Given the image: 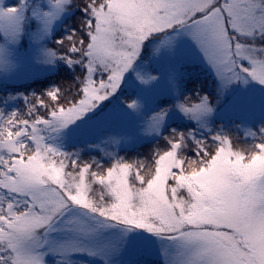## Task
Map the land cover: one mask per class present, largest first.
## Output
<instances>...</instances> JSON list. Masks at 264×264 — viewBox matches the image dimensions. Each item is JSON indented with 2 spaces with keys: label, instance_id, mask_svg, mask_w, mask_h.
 Returning a JSON list of instances; mask_svg holds the SVG:
<instances>
[{
  "label": "snow or ice",
  "instance_id": "obj_1",
  "mask_svg": "<svg viewBox=\"0 0 264 264\" xmlns=\"http://www.w3.org/2000/svg\"><path fill=\"white\" fill-rule=\"evenodd\" d=\"M32 0L0 7V68L15 67L11 45L39 21L33 38L43 41L52 21L76 0ZM86 18L55 48L42 45L39 62L63 60L83 71L68 88L54 85L24 95L23 109H0V264H62L87 252L110 264L126 249L153 242L177 250L170 264H264V113L248 145L215 131L207 138L172 129L148 163L113 156L110 166L83 160L48 143L49 133L82 122L121 91L125 77L149 84L135 63L146 40L180 30L195 41L217 76L216 103L196 93L148 118L146 131L160 134L171 107L207 128L208 119L234 85L264 91V0H82ZM28 12L30 15H25ZM246 61L247 63H244ZM74 89V90H73ZM14 99V97H9ZM137 109L135 100L125 101ZM210 131V129H209ZM191 140L194 155L185 151ZM95 185H99L97 189ZM74 234L49 248V233ZM92 240L95 247L86 242Z\"/></svg>",
  "mask_w": 264,
  "mask_h": 264
},
{
  "label": "rangeland",
  "instance_id": "obj_2",
  "mask_svg": "<svg viewBox=\"0 0 264 264\" xmlns=\"http://www.w3.org/2000/svg\"><path fill=\"white\" fill-rule=\"evenodd\" d=\"M43 10H51L48 0H32ZM19 0H0V7L18 5ZM25 15H30L26 12ZM67 15V10L59 13L51 25L49 33L43 41L33 38L39 21L31 19L26 26L27 34L18 42L11 45L12 61L15 67L5 71L0 68V84H19L55 71V61L52 63L39 62L42 59V45L51 39V35L59 27ZM264 44V40H257ZM244 63H247L244 61ZM135 70L142 75H156L158 79L145 85L136 79L135 72L125 77L122 89L115 96L105 100L99 109L89 113L82 121L49 133L48 143L54 144L61 151L73 147L85 151L107 153L114 151H131L154 141L163 140L172 129L177 131L191 130L193 135L207 138L215 131H224L236 137L237 144L248 145L252 137L247 136V130L255 131L264 113V91L254 83L244 85L237 83L229 93L232 103L221 101L217 110L208 119L207 128L199 126V122L189 119L177 108L171 107L164 118L160 134L146 131L148 118L160 111L176 105L184 97L196 99V93L209 97L210 103H216L217 76L212 66L205 60L195 41L180 30L168 36H160L146 40L135 63ZM0 102V109L15 110L12 105L14 99ZM135 100L137 109H130L125 101ZM4 103V105H3ZM210 129V131H209ZM191 140L185 149L188 155L191 151ZM121 158V157H119ZM93 160H96L92 157ZM98 161V160H97ZM100 162V161H99ZM97 189L99 185H95ZM76 238L62 228L49 233V245L54 248L70 239ZM89 248L95 247L92 240L86 242ZM177 250L174 246L161 243L153 237V242L139 250L126 249L119 255L110 257V264H170L171 258ZM46 264H56L55 253H48L44 257ZM71 264H104V260L97 256H90L87 252H77L68 258ZM67 264V260L62 261Z\"/></svg>",
  "mask_w": 264,
  "mask_h": 264
},
{
  "label": "trees",
  "instance_id": "obj_3",
  "mask_svg": "<svg viewBox=\"0 0 264 264\" xmlns=\"http://www.w3.org/2000/svg\"><path fill=\"white\" fill-rule=\"evenodd\" d=\"M82 9V0H76L75 4L67 6V15L61 21L59 27L51 35V39L46 43L48 48H55V42L67 36L73 29L82 32V29L80 28V22L86 18V13ZM55 68V71L52 73L34 78L24 83L0 84V94L3 95L5 99L8 100V97H14V100L12 101L13 106H9L7 103L6 105H4L3 103V105L5 106V110L8 107H15V110L23 109L24 101L22 97L17 95L18 93L28 95L29 93L36 92L37 94H39L45 89H48L54 85L61 86L62 88H68L71 83H75L76 76L83 71V69L79 65L69 67V65L64 63L63 60L55 61ZM1 101L5 102L3 98H0V102ZM157 147H167L166 141L160 139L158 141L146 144L139 149L131 151L116 152L114 150H110L107 153H99L94 151H85L82 148H76V150H74V148L71 147L65 152L78 153L79 157L83 160H93L92 157H94L96 160L100 161L102 165L108 167L112 163L113 156L118 158L121 157L129 161L140 160L144 163H148V159H150L152 152Z\"/></svg>",
  "mask_w": 264,
  "mask_h": 264
}]
</instances>
